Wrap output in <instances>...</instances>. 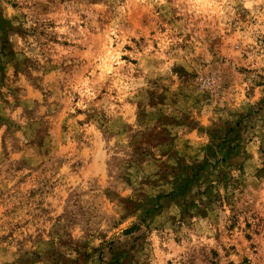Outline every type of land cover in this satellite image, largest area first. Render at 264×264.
Segmentation results:
<instances>
[{
    "label": "rangeland",
    "instance_id": "1",
    "mask_svg": "<svg viewBox=\"0 0 264 264\" xmlns=\"http://www.w3.org/2000/svg\"><path fill=\"white\" fill-rule=\"evenodd\" d=\"M0 264H264V0H0Z\"/></svg>",
    "mask_w": 264,
    "mask_h": 264
}]
</instances>
